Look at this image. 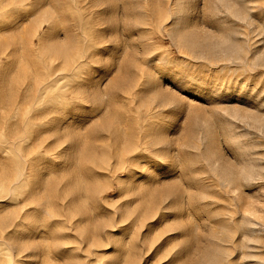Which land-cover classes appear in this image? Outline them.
I'll list each match as a JSON object with an SVG mask.
<instances>
[{"label":"rangeland","instance_id":"374dc122","mask_svg":"<svg viewBox=\"0 0 264 264\" xmlns=\"http://www.w3.org/2000/svg\"><path fill=\"white\" fill-rule=\"evenodd\" d=\"M0 264H264V0H0Z\"/></svg>","mask_w":264,"mask_h":264},{"label":"bare ground","instance_id":"6f19581e","mask_svg":"<svg viewBox=\"0 0 264 264\" xmlns=\"http://www.w3.org/2000/svg\"><path fill=\"white\" fill-rule=\"evenodd\" d=\"M155 12H156V10H155ZM158 13H160L159 15H161V11L158 12ZM161 16H162V15H161ZM65 52H66V51H65ZM65 52H63L64 55H65ZM61 56H63V54H62ZM67 62H68V61H67ZM67 62H66V63H67ZM69 62H70V61H69ZM69 62H68V63H69ZM74 62H75V61H74ZM70 63L72 64V62H70ZM63 64H64V63H63ZM71 64H70V66H71ZM74 64H75V63H74ZM64 65H65V64H64ZM67 66H68V64H67ZM67 66H66V67H67ZM70 66H69V67H70ZM66 67H65V68H66ZM62 68H63V67H62ZM67 68H68V67H67ZM72 68H73V67H72ZM70 69H71V68H70ZM62 70H64V69H62ZM62 70H61V71H62ZM65 70H66V69H65ZM63 72H64V71H63ZM68 72H69V71H68ZM66 74H68V73H66ZM65 77H66V76H65ZM66 78H67V77H66ZM227 169H228V168H227ZM227 169H226V171H227ZM237 171H238V170H237ZM239 171H240V170H239ZM224 172H225V171H224ZM238 173H239V172H238ZM241 173H242V171L240 172V174H241ZM235 175H236L237 177H240L239 174H236V172H235ZM239 180H241V179H239V178H238V180H237V178L235 179V181H239ZM233 182H234V181L232 180V181H230L229 183H232V184H233ZM234 183H235V182H234ZM240 183H241V181H240ZM235 184H236V183H235ZM241 184H242V183H241ZM241 184H237V185H240V186H241ZM228 186H229V184H228ZM242 187H243V186H242ZM234 188H235V187H234ZM237 188H239V186H238ZM233 191H235V190H233ZM230 192H231V191H230ZM232 200H233V199H232ZM236 209H237V208H236Z\"/></svg>","mask_w":264,"mask_h":264}]
</instances>
